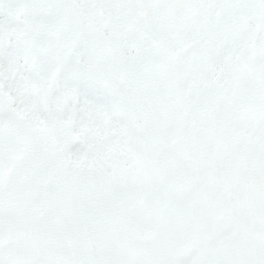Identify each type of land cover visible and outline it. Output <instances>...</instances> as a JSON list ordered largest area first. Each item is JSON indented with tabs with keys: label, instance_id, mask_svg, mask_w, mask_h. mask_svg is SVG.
Here are the masks:
<instances>
[{
	"label": "snow or ice",
	"instance_id": "snow-or-ice-1",
	"mask_svg": "<svg viewBox=\"0 0 264 264\" xmlns=\"http://www.w3.org/2000/svg\"><path fill=\"white\" fill-rule=\"evenodd\" d=\"M0 264H264V0H0Z\"/></svg>",
	"mask_w": 264,
	"mask_h": 264
}]
</instances>
